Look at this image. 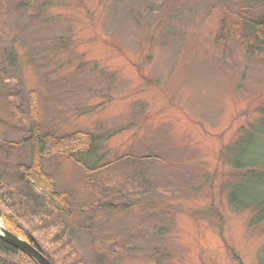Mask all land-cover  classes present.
<instances>
[{"label":"rangeland","instance_id":"rangeland-1","mask_svg":"<svg viewBox=\"0 0 264 264\" xmlns=\"http://www.w3.org/2000/svg\"><path fill=\"white\" fill-rule=\"evenodd\" d=\"M234 2L0 0V183L23 198L0 186V223L12 205L56 264H264V205L230 202L264 195L233 160L264 163V52L216 37ZM31 106L99 136L94 170L42 162L66 212L19 181Z\"/></svg>","mask_w":264,"mask_h":264},{"label":"trees","instance_id":"trees-1","mask_svg":"<svg viewBox=\"0 0 264 264\" xmlns=\"http://www.w3.org/2000/svg\"><path fill=\"white\" fill-rule=\"evenodd\" d=\"M236 7L234 10H230L231 13L224 12L220 18V23L217 24V38L224 40L234 41L238 47H244L245 52L248 53H260L264 52V0H234ZM33 107V106H31ZM30 114V124L28 130V136L23 138L21 142L28 144L29 146V162L27 164H20L18 168L21 171L19 181L25 184L36 185L39 190L48 196V199L52 202L56 210H63L65 208V194L54 189V185L50 174L42 169V162L52 155H61L64 157L75 160L78 164L85 167L86 170H94L86 167L83 164L81 156L92 151L98 144V135H93L90 132H70L62 135H55L52 133H45L40 130L37 111L35 107ZM247 148H243L242 153H245ZM240 153V154H242ZM235 168H244L247 172H244L243 177H259L264 181V163L252 160L255 162H244L240 159H233ZM102 165L100 166V168ZM99 168V167H97ZM251 171V172H250ZM254 171V172H252ZM2 189L7 192V198L14 199L18 204L23 203V198L19 192L12 191V183H0ZM32 188V187H29ZM67 195V194H66ZM238 198V197H237ZM234 199V190L231 195L232 203L239 204V207H256L264 205V195L257 198L251 203L241 202L240 199ZM240 201V202H239ZM4 203V201H1ZM10 203V202H9ZM9 214H3L4 227L6 230L15 234L16 236L25 239L34 245L40 253L44 254L51 263H54L53 258L44 253L43 250L35 243L34 238L25 229L22 228V224L17 223L15 216L18 212L14 210L13 206ZM1 208V207H0ZM1 210V209H0ZM264 206L261 210L263 212ZM0 262L1 264H38L30 257L22 254L19 250L11 247L0 239Z\"/></svg>","mask_w":264,"mask_h":264},{"label":"water","instance_id":"water-1","mask_svg":"<svg viewBox=\"0 0 264 264\" xmlns=\"http://www.w3.org/2000/svg\"><path fill=\"white\" fill-rule=\"evenodd\" d=\"M5 232L6 235L0 234V239L6 244H9L11 247L19 250L20 252H22V254L27 255L38 264H53L46 256H44V254L40 253V251L30 242L16 236L15 234L11 233L6 229Z\"/></svg>","mask_w":264,"mask_h":264},{"label":"bare ground","instance_id":"bare-ground-1","mask_svg":"<svg viewBox=\"0 0 264 264\" xmlns=\"http://www.w3.org/2000/svg\"><path fill=\"white\" fill-rule=\"evenodd\" d=\"M5 233L6 232H5V229H4L3 225H2V223H0V234L6 235Z\"/></svg>","mask_w":264,"mask_h":264}]
</instances>
